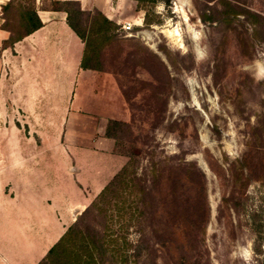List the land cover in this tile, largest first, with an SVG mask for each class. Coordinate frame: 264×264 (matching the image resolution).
<instances>
[{"label": "rangeland", "instance_id": "1", "mask_svg": "<svg viewBox=\"0 0 264 264\" xmlns=\"http://www.w3.org/2000/svg\"><path fill=\"white\" fill-rule=\"evenodd\" d=\"M223 1L237 13L219 17ZM134 2L131 29L117 26L100 50L110 76L78 79L73 103L59 69L34 79L37 68L20 74L0 51V241L15 232L19 200L81 199L78 211L69 203L74 219L124 149L135 153L125 178L106 192L104 216L86 218L124 236L123 264H264V19L252 14L264 17V0ZM16 3L4 13L11 29ZM100 115L128 122L117 147ZM106 151L123 159L113 173ZM140 232L149 256L135 253Z\"/></svg>", "mask_w": 264, "mask_h": 264}, {"label": "crops", "instance_id": "2", "mask_svg": "<svg viewBox=\"0 0 264 264\" xmlns=\"http://www.w3.org/2000/svg\"><path fill=\"white\" fill-rule=\"evenodd\" d=\"M4 1L0 0V3ZM78 1L82 9H98L107 18L115 22H121L125 18H132L133 12H135L134 0ZM38 2L39 0H36V3ZM36 14L40 20V25L14 41L10 46L1 47V41L8 36V31L0 27V51L5 56L9 55L12 57L15 61L14 64H16L15 71L18 70L21 74L24 66H29L33 69L37 68L40 73H34L33 78L35 79L39 75V80L47 81L51 80L52 74H50V70L59 69L61 77H57V82L71 86L72 93L70 97L72 103V94L78 79H85V77L88 79L94 77L107 79L110 76L108 73L101 72V70L80 67L83 42L67 25L64 11L38 6ZM121 14H123V18H120ZM1 21L2 18L0 17V23ZM69 73L72 75H66ZM79 110L77 109L76 111L79 112ZM72 111L73 109L70 108L69 113L72 114ZM99 118L101 119L98 127L102 129L103 134L108 118L125 121V119L113 115H100ZM104 136L106 137L105 134ZM102 138L104 137L98 136L100 142H102ZM108 153L117 160L116 167L112 169L113 173L122 164L123 159L119 154ZM74 185L80 191L81 186L76 180V174ZM36 197L38 198L18 201L19 205L17 207L23 211L18 214V222H15L14 227L15 232H6V237L3 238L2 242L0 241L4 250L0 264H35L72 221L73 218L69 217V203L73 204L72 209L75 210H77L75 204L81 203V199L76 201L69 198V196L63 200L62 194L57 195L58 198L60 197L59 199L53 198L49 200L48 197H53L49 194L45 196L37 195ZM80 205L81 207L84 206V204ZM32 208L35 210L32 211ZM9 225L10 223H6V228H9ZM9 234H13V238L9 239L7 237Z\"/></svg>", "mask_w": 264, "mask_h": 264}, {"label": "trees", "instance_id": "3", "mask_svg": "<svg viewBox=\"0 0 264 264\" xmlns=\"http://www.w3.org/2000/svg\"><path fill=\"white\" fill-rule=\"evenodd\" d=\"M16 1V29H11L7 25V18L4 14L13 5L14 0H5L0 3V17L2 18L0 27L8 31V36L1 41L2 48L12 45L14 41L40 25V20L36 14V8L38 6L35 4V0ZM48 1L50 6L43 8L64 11L67 25L83 42V51L79 63L80 67L103 70L100 63V50L105 40L114 37V29L118 24L107 18L98 9H82L78 0ZM135 1L139 4L144 1L153 3L155 0ZM228 5L231 4L229 2H222V9L216 11L219 17H226L229 13L233 15L237 13L235 10L229 11L227 8ZM214 11L212 10V13ZM211 14H206L205 11H201L200 19L202 21L213 20ZM252 14L264 19L260 14ZM128 127V122L126 121L108 118L104 126V134L112 137L114 147H117L121 143L120 135H122L124 130L128 131ZM118 152L126 155L128 160L119 167L95 197L76 214L75 218L67 225L63 233L47 248L45 254L35 264H114V262L120 264L126 261L127 242L124 236H120V238L119 236H114L111 238L104 225L95 226L94 223H89L86 219L94 213L104 216L106 210L101 204L106 192L114 188L116 182L125 178L126 170L133 161L135 153L124 149H119ZM132 171L134 173V170ZM137 179L140 178L138 177ZM128 180H125L122 190L127 187L126 183ZM116 209L119 210V207ZM125 226L126 223H119V228ZM143 235L144 233L140 232L138 239L134 243L135 253H141L145 249L146 254L149 256L150 245L145 242ZM115 253L119 255V258H114ZM258 264L262 263L259 262Z\"/></svg>", "mask_w": 264, "mask_h": 264}, {"label": "built area", "instance_id": "4", "mask_svg": "<svg viewBox=\"0 0 264 264\" xmlns=\"http://www.w3.org/2000/svg\"><path fill=\"white\" fill-rule=\"evenodd\" d=\"M118 23V28L124 31L130 30L132 22L130 20H123L122 22H116Z\"/></svg>", "mask_w": 264, "mask_h": 264}]
</instances>
